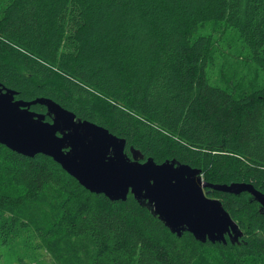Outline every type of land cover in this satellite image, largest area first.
Here are the masks:
<instances>
[{
  "label": "trees",
  "instance_id": "obj_1",
  "mask_svg": "<svg viewBox=\"0 0 264 264\" xmlns=\"http://www.w3.org/2000/svg\"><path fill=\"white\" fill-rule=\"evenodd\" d=\"M0 82L107 128L129 156L264 193V0H0ZM204 191L237 241L177 236L132 194L111 201L51 157L0 143V248L23 236L53 264H264L260 204Z\"/></svg>",
  "mask_w": 264,
  "mask_h": 264
},
{
  "label": "water",
  "instance_id": "obj_2",
  "mask_svg": "<svg viewBox=\"0 0 264 264\" xmlns=\"http://www.w3.org/2000/svg\"><path fill=\"white\" fill-rule=\"evenodd\" d=\"M16 94L0 82L1 144L24 156L51 157L85 189L111 201L132 194L177 236L188 231L196 240L212 243H226L227 238L233 243L242 236L222 202L208 197L205 188L233 194L248 191L264 211V193L250 183L205 182L199 168L174 158L160 163L144 159L132 147L129 156L126 140L107 128L77 117L51 98L25 101L15 99ZM36 103L46 112L32 111L30 106Z\"/></svg>",
  "mask_w": 264,
  "mask_h": 264
},
{
  "label": "rangeland",
  "instance_id": "obj_3",
  "mask_svg": "<svg viewBox=\"0 0 264 264\" xmlns=\"http://www.w3.org/2000/svg\"><path fill=\"white\" fill-rule=\"evenodd\" d=\"M225 39L230 37L226 34ZM226 44V41L223 42ZM236 44V43H235ZM219 50L225 51L224 46L219 45ZM222 53V52H221ZM230 58L237 59L238 50L233 47L228 54ZM220 58V57H219ZM221 60V59H220ZM215 76V72L213 74ZM203 179V178H202ZM0 264H53L48 253L44 249L28 248L24 245L23 236L16 238L13 243L0 248Z\"/></svg>",
  "mask_w": 264,
  "mask_h": 264
},
{
  "label": "flooded vegetation",
  "instance_id": "obj_4",
  "mask_svg": "<svg viewBox=\"0 0 264 264\" xmlns=\"http://www.w3.org/2000/svg\"><path fill=\"white\" fill-rule=\"evenodd\" d=\"M15 99H17V98H15ZM31 109V108H30ZM32 110V109H31ZM33 111V110H32ZM36 112V111H35ZM46 112V108H45V111L43 112V113H45ZM45 120H47V121H50V117L49 116H46V118H45ZM131 156V155H130Z\"/></svg>",
  "mask_w": 264,
  "mask_h": 264
}]
</instances>
